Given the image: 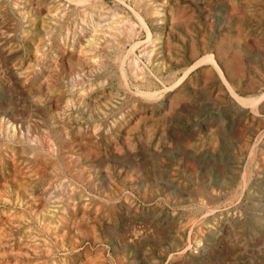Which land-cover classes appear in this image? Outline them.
<instances>
[{
  "label": "rangeland",
  "instance_id": "374dc122",
  "mask_svg": "<svg viewBox=\"0 0 264 264\" xmlns=\"http://www.w3.org/2000/svg\"><path fill=\"white\" fill-rule=\"evenodd\" d=\"M72 1L0 0V264H264V0Z\"/></svg>",
  "mask_w": 264,
  "mask_h": 264
},
{
  "label": "bare ground",
  "instance_id": "6f19581e",
  "mask_svg": "<svg viewBox=\"0 0 264 264\" xmlns=\"http://www.w3.org/2000/svg\"><path fill=\"white\" fill-rule=\"evenodd\" d=\"M74 1V0H73ZM72 1V2H73ZM77 1V0H76ZM75 1V2H76ZM80 1V0H79ZM91 1V0H90ZM121 1V0H120ZM123 1V0H122ZM79 3V2H78ZM122 3V2H121ZM125 3H127V2H125ZM63 4V3H62ZM84 4V3H83ZM86 4V3H85ZM127 5V4H126ZM79 6V5H78ZM80 6H82V5H80ZM86 7V6H85ZM131 7V6H130ZM167 7V6H166ZM128 8V7H127ZM96 9V8H95ZM131 9H132V7H131ZM97 10H98V8H97ZM100 10V9H99ZM138 10V9H137ZM31 11V10H30ZM70 11V10H69ZM131 11V10H130ZM123 12H125V11H123ZM185 12H187V11H185ZM184 12V13H185ZM77 13V12H76ZM75 13V14H76ZM138 13V12H137ZM88 14V13H87ZM91 14V13H90ZM135 14V13H134ZM16 15V14H15ZM230 15V14H229ZM244 15V14H243ZM3 16V15H2ZM47 16V15H46ZM48 16H50V15H48ZM53 17H55L54 15H52ZM75 16V15H74ZM84 16V15H83ZM135 16H137V15H135ZM139 16V15H138ZM140 17V16H139ZM139 17H138V19H139ZM244 17V16H243ZM44 18V17H43ZM84 18V17H83ZM77 19V18H76ZM82 19V18H81ZM87 19V18H86ZM140 19H142V17L140 18ZM139 19V20H140ZM258 19V18H257ZM47 20V19H46ZM143 20V19H142ZM142 20H140V22L142 21ZM235 20V19H234ZM148 21V20H147ZM192 21V20H191ZM243 21V20H242ZM44 22V21H43ZM47 22V21H46ZM78 22V21H77ZM88 22V21H87ZM133 22V21H132ZM143 22V21H142ZM229 22V21H228ZM238 23V22H237ZM44 24V23H43ZM82 24V23H81ZM227 24V23H226ZM30 25V24H29ZM38 25V24H37ZM139 25H140V23H139ZM142 25H145L144 23H142ZM176 25V24H175ZM185 25V24H184ZM224 26V25H223ZM188 27V26H187ZM142 28V27H141ZM143 29V28H142ZM149 29V28H148ZM227 29V28H226ZM256 29V28H255ZM146 30H147V28H146ZM145 30V31H146ZM248 30H250V29H248ZM65 31V30H64ZM92 31V30H91ZM144 31V30H143ZM225 31V30H224ZM3 32V31H2ZM1 32V33H2ZM149 32V31H148ZM231 32V31H230ZM85 33V32H84ZM144 33V32H143ZM252 33V32H251ZM5 34V33H4ZM145 34V33H144ZM150 34V33H149ZM155 35V34H154ZM147 36V34H145V38H147L146 37ZM87 37V36H86ZM69 38V37H68ZM101 38V37H100ZM141 38V37H140ZM141 40V39H140ZM171 40V39H170ZM196 40V39H195ZM194 40V41H195ZM20 41H21V39H20ZM36 41V40H35ZM70 41V40H69ZM74 41V40H73ZM75 41H76V39H75ZM138 41V40H137ZM142 41H144V40H142ZM48 42V41H47ZM79 42V41H78ZM93 42V41H92ZM152 42V41H151ZM33 43V42H32ZM75 43H77V42H75ZM139 42H137V44H138ZM234 44V43H233ZM98 46V45H97ZM127 46V45H126ZM137 46V45H136ZM239 46H241V45H239ZM32 47V46H31ZM39 47V46H38ZM37 47V48H38ZM96 47V46H95ZM222 47V46H221ZM245 47V46H244ZM30 48V47H29ZM102 48V47H101ZM101 48H100V50H101ZM128 48H129V46H128ZM225 48H226V46H225ZM95 49V48H94ZM31 50H32V48H31ZM86 50V49H85ZM89 50V49H88ZM197 50V49H196ZM102 51V50H101ZM136 51V50H135ZM144 51V50H143ZM198 51V50H197ZM8 52V51H7ZM126 52V51H125ZM145 52V51H144ZM43 53V52H42ZM87 53V52H86ZM150 53V52H149ZM216 53V52H215ZM229 53V52H228ZM239 54H240V52H238ZM208 54V53H207ZM237 54V53H236ZM49 55V54H48ZM125 55V54H124ZM37 56V55H36ZM43 56H44V54H43ZM55 56V55H54ZM188 56V55H187ZM227 56V55H226ZM48 57V56H47ZM146 57V56H145ZM217 57V56H216ZM215 57V58H216ZM102 58V57H101ZM185 58V57H184ZM203 58V57H202ZM215 58L213 59V57L212 56H207V57H205L204 59H202V60H200V63H202V62H205V61H208V62H211V63H213V65H215L217 68H218V66L216 65V61H214L215 60ZM229 58V57H228ZM34 59H36V58H34ZM45 59V58H44ZM103 59V58H102ZM200 59V58H199ZM37 60V59H36ZM38 60H39V58H38ZM140 60V59H139ZM199 61V60H198ZM198 61H196V62H198ZM225 61V60H224ZM243 61V60H242ZM38 62V61H37ZM41 62V61H40ZM39 62V63H40ZM142 62V61H141ZM220 62V61H219ZM44 63H45V61H44ZM51 63H53L52 61H51ZM199 63V62H198ZM100 64V63H99ZM43 65V64H42ZM134 65H136V64H134ZM29 66V65H28ZM50 66V65H49ZM194 66V65H193ZM197 66V65H196ZM17 67H20V66H17ZM30 68V67H29ZM58 68V67H57ZM138 68V67H137ZM147 68V67H146ZM188 68V67H187ZM194 68V67H193ZM22 69V68H21ZM119 69V68H118ZM148 69V68H147ZM189 70V69H188ZM216 70V69H215ZM33 71V70H32ZM32 71H31V73H32ZM46 71V70H45ZM50 71V70H49ZM185 71H186V69H185ZM217 71V70H216ZM184 72V71H183ZM182 72V73H183ZM187 72V71H186ZM186 72H184L183 74H185ZM207 72V71H206ZM217 72H219V76L222 74V72H220V69L218 68V71ZM226 72V71H225ZM44 73V72H43ZM58 73V72H57ZM78 73V72H77ZM122 73V72H121ZM221 73V74H220ZM20 74H22V73H20ZM30 74V73H29ZM41 74H42V72H41ZM183 74H182V76H183ZM248 74V73H247ZM27 75H28V73H27ZM32 75V74H31ZM38 75V74H37ZM40 75V74H39ZM57 75V74H56ZM80 75V74H79ZM34 76V75H33ZM48 76V75H47ZM73 76V75H72ZM181 76V77H182ZM221 76H223V75H221ZM221 76H220V78H221ZM22 77H24V76H22ZM40 77V76H39ZM83 77V76H82ZM186 77V76H185ZM184 77V78H185ZM242 77V76H241ZM34 78V77H33ZM37 78V77H36ZM69 78V77H68ZM183 78V79H184ZM223 78V77H222ZM221 78V79H222ZM30 79V78H29ZM57 79V78H56ZM71 79V78H70ZM224 79V78H223ZM222 79V80H223ZM31 80V79H30ZM42 80V79H41ZM91 80V79H90ZM226 80V79H225ZM225 80H224V83H225ZM34 81H35V79H34ZM177 80H175V82H176ZM240 81V80H239ZM73 82V81H72ZM90 82V81H89ZM181 82V81H180ZM174 83V82H173ZM42 84V83H41ZM45 84V83H44ZM47 84H48V82H47ZM74 84V83H73ZM72 84V86H74ZM77 84V83H76ZM75 84V85H76ZM97 84V83H96ZM226 84V83H225ZM33 85V84H32ZM38 85V84H37ZM49 85V84H48ZM47 85V86H48ZM56 85V84H55ZM79 85V84H78ZM174 85V84H173ZM226 85H228V84H226ZM42 86V85H41ZM53 86V85H52ZM84 86V85H83ZM82 86V87H83ZM91 86V85H90ZM39 87V86H38ZM49 87V86H48ZM47 87V88H48ZM99 87V86H98ZM166 87H169V86H166ZM75 88V87H74ZM174 88V87H173ZM31 89V88H30ZM34 89H36V87L34 88ZM41 89H43V87L41 88ZM41 89H40V91H41ZM160 89V88H159ZM230 89V88H229ZM33 90V89H32ZM38 90V89H37ZM36 90V91H37ZM49 90V89H48ZM47 90V91H48ZM82 90V89H81ZM132 90V89H131ZM181 90V89H180ZM39 91V90H38ZM79 91V90H78ZM88 91V90H87ZM230 91H231V93L233 94V97H234V99H235V101L239 104V105H246V104H248V105H256V103H257V101H259L260 99H263L264 98V93L260 96V97H258V98H255V97H253V98H244V97H241L239 94H236L234 91H232L231 89H230ZM31 92V91H30ZM82 92V91H81ZM95 92V91H94ZM37 93V92H36ZM41 93V92H40ZM101 93V92H100ZM249 93V92H248ZM30 94V93H29ZM40 95V94H39ZM44 94H42L41 95V97L43 96ZM180 95V94H179ZM256 95V94H255ZM40 97V98H41ZM39 98V97H38ZM39 98V99H40ZM42 98H45V97H42ZM86 98V97H85ZM37 99V98H36ZM54 99V98H53ZM56 99V98H55ZM54 99V100H55ZM70 99V98H69ZM91 99H92V97H91ZM71 100V99H70ZM90 100V99H89ZM98 100V99H97ZM108 100V99H107ZM41 101H42V99H41ZM40 101V102H41ZM76 101V100H75ZM113 101V100H112ZM36 102H37V100H36ZM72 103H73V101H71ZM39 103V102H38ZM43 103V102H42ZM65 103V102H64ZM91 103V102H90ZM93 103H94V101H93ZM166 103H167V101H166ZM74 104H75V102H74ZM88 104V103H87ZM112 104V103H111ZM106 105V104H105ZM47 106V105H46ZM90 106H92V105H90ZM108 106V105H107ZM51 107H53V105L51 106ZM263 107V106H262ZM122 108V107H121ZM134 108V107H133ZM255 108H256V106H255ZM59 109V108H58ZM79 109V108H78ZM85 109H87V105H86V108ZM257 110V109H256ZM7 111V110H6ZM48 111V110H47ZM83 111V110H82ZM254 112V111H253ZM6 113V112H5ZM255 113H256V111H255ZM2 114V113H1ZM262 114V113H261ZM263 114H264V112H263ZM104 115V114H103ZM134 115V114H133ZM136 117V116H135ZM2 118V117H1ZM5 121V120H4ZM1 122V121H0ZM3 122V121H2ZM9 122V121H8ZM4 123H6V122H4ZM10 123V122H9ZM2 123H0V125H1ZM62 125V124H61ZM6 126V125H5ZM8 126V125H7ZM11 127V126H10ZM1 128H2V125H1ZM61 128V127H60ZM1 130V129H0ZM11 131V130H10ZM13 133V132H12ZM20 138V137H19ZM13 146V145H12ZM71 148V147H70ZM24 151H25V149H24ZM9 152V151H8ZM26 154H27V152H26ZM7 157V156H6ZM17 157V156H16ZM14 158V157H13ZM2 159V158H1ZM3 161V160H2ZM1 161V162H2ZM57 161V160H56ZM4 162H5V160H4ZM6 162H7V160H6ZM48 163V162H47ZM47 163H45V164H47ZM2 165V164H1ZM1 167V166H0ZM41 174V173H40ZM38 178V177H37ZM41 180H42V178H41ZM46 180V179H45ZM36 181H38V180H36ZM50 183H51V181H50ZM41 184V183H40ZM52 184V183H51ZM43 185V184H42ZM51 186V185H50ZM61 187V186H60ZM25 191V190H24ZM26 192V191H25ZM48 193V192H47ZM45 194V193H44ZM33 195V194H32ZM41 198V197H40ZM38 200V199H37ZM41 200V199H40ZM76 200V199H75ZM79 200V199H78ZM112 200V199H111ZM12 202V201H11ZM77 202V201H76ZM16 203V202H15ZM81 206V205H80ZM77 207V206H76ZM82 207V206H81ZM35 208V207H34ZM42 209V208H41ZM48 209V208H47ZM46 209V210H47ZM78 210V209H77ZM38 211V210H37ZM36 211V212H37ZM40 211V210H39ZM49 211V210H48ZM77 212V211H76ZM78 213V212H77ZM49 214V213H48ZM54 214V213H53ZM52 216V215H51ZM39 217V216H38ZM63 217V216H62ZM52 218V217H51ZM50 220V219H49ZM63 223V222H62ZM54 225V224H53ZM62 225V224H61ZM46 234V233H45ZM38 246V245H37ZM19 258V257H18Z\"/></svg>",
  "mask_w": 264,
  "mask_h": 264
}]
</instances>
